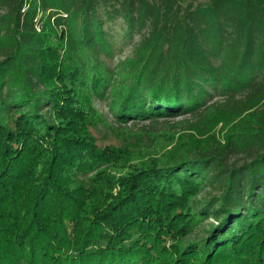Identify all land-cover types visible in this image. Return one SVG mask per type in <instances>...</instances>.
Wrapping results in <instances>:
<instances>
[{"label":"trees","instance_id":"16d2710c","mask_svg":"<svg viewBox=\"0 0 264 264\" xmlns=\"http://www.w3.org/2000/svg\"><path fill=\"white\" fill-rule=\"evenodd\" d=\"M0 264H264V0H0Z\"/></svg>","mask_w":264,"mask_h":264},{"label":"rangeland","instance_id":"374dc122","mask_svg":"<svg viewBox=\"0 0 264 264\" xmlns=\"http://www.w3.org/2000/svg\"><path fill=\"white\" fill-rule=\"evenodd\" d=\"M201 2H209L210 0H199ZM111 28V33L113 35V44H114V53L111 57H108V63L114 67L118 66L121 61L125 60L129 54L132 53L135 42L138 40V35L134 38H130L129 36L126 37V29L124 24L121 20H115L106 24V27ZM111 98L107 95L105 98L101 99L100 101H95V105L97 109L102 113V117L104 121L98 125L97 133L99 142L100 143H107V142H116L118 140V136L111 131L110 124L114 122V117L112 116V111L110 110L111 106ZM212 222L211 218H208L205 223L199 224H210ZM196 229L197 231L201 230L199 227ZM195 235V233H192ZM189 236V235H188ZM187 236V237H188ZM169 242V241H168Z\"/></svg>","mask_w":264,"mask_h":264}]
</instances>
